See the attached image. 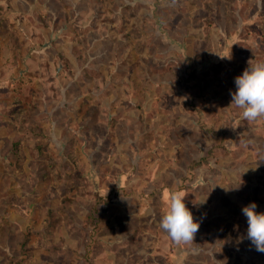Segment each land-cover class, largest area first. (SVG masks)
Masks as SVG:
<instances>
[{"label": "rangeland", "instance_id": "374dc122", "mask_svg": "<svg viewBox=\"0 0 264 264\" xmlns=\"http://www.w3.org/2000/svg\"><path fill=\"white\" fill-rule=\"evenodd\" d=\"M249 60L264 0H0V264H264ZM176 190L191 245L160 228Z\"/></svg>", "mask_w": 264, "mask_h": 264}, {"label": "clouds", "instance_id": "9594fccd", "mask_svg": "<svg viewBox=\"0 0 264 264\" xmlns=\"http://www.w3.org/2000/svg\"><path fill=\"white\" fill-rule=\"evenodd\" d=\"M234 83L236 90L230 92V105L241 109L247 121L264 119V60H249L248 66L234 78ZM185 196L179 190L170 191L160 220V228L176 245H191L200 227L184 203ZM256 209V203L251 202L241 210L247 220V238L257 251L264 252V212Z\"/></svg>", "mask_w": 264, "mask_h": 264}, {"label": "crops", "instance_id": "0c3cea01", "mask_svg": "<svg viewBox=\"0 0 264 264\" xmlns=\"http://www.w3.org/2000/svg\"><path fill=\"white\" fill-rule=\"evenodd\" d=\"M1 70V69H0ZM3 72V71H2ZM0 144L1 143H7L10 140V136H7L6 134L3 133L4 129L0 128ZM2 145V144H1ZM3 157V156H2ZM0 157V159L2 158Z\"/></svg>", "mask_w": 264, "mask_h": 264}]
</instances>
